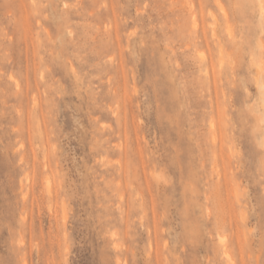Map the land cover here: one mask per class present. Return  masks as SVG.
<instances>
[{
  "label": "rangeland",
  "instance_id": "1",
  "mask_svg": "<svg viewBox=\"0 0 264 264\" xmlns=\"http://www.w3.org/2000/svg\"><path fill=\"white\" fill-rule=\"evenodd\" d=\"M217 1L0 0V264H264V0Z\"/></svg>",
  "mask_w": 264,
  "mask_h": 264
},
{
  "label": "bare ground",
  "instance_id": "2",
  "mask_svg": "<svg viewBox=\"0 0 264 264\" xmlns=\"http://www.w3.org/2000/svg\"><path fill=\"white\" fill-rule=\"evenodd\" d=\"M214 1H215V0H214ZM259 1H260V0H258V3H256L257 0H254V1H251V2L256 3V5H255V7L257 6V10H256V11L258 12V10H259V15H258V17L261 18V16H263L264 13H262L263 15L260 16V14H261L260 9L262 10V8H264V6L261 8V7H260V4H262L263 2H259ZM217 2H219V0H218ZM233 2L235 3L236 0L233 1ZM238 2H239V0H238ZM249 2H250V1L248 0V3H249ZM248 3H247V4H248ZM258 4H259V7H258ZM263 4H264V3H263ZM17 5L21 8V6H20L19 3H18ZM199 5H201V4L199 3ZM252 5H253V4H252ZM261 6H262V5H261ZM19 7H18V8H19ZM221 7H223V6H221ZM247 8L249 9V5H248ZM250 8H252V7H250ZM221 9H222V8H221ZM252 9H253V8H252ZM255 9H256V8H255ZM207 10H208V9H207ZM17 11H18V9H17ZM209 11H210V10H208V12H209ZM223 11H224V9H223ZM263 11H264V10H263ZM224 12H225V11H224ZM224 12H223V13H224ZM250 12H251V10H250ZM209 13H210V17H211V19L209 20V25H208V27H209L210 32H211L212 35L214 36L215 33H216V32H215V22H214V21L216 20V18L213 17V15L211 14V11H210ZM254 13H255V12H254ZM207 14H208V13H207ZM225 14H226V13H225ZM233 14H234V13H233ZM234 15H235V14H234ZM249 15H251V14H249ZM254 15H255V14H254ZM212 18H213V19H212ZM262 19H263V17L261 18V22H262ZM257 20L259 21L260 19H257ZM263 21H264V19H263ZM193 22H194V26H197L198 23H197L196 19H193ZM258 23L261 24L260 22H258ZM227 25H228V24H227ZM227 25H226V27L229 29V30L227 29V31H230V28H231V27L229 28V26H227ZM259 26H261V25H259ZM262 26H264V22H263ZM256 28H257V27H256ZM259 28H260V33H261V34L264 33V31H262V30H264V27H262V28L259 27ZM257 29H258V28H257ZM255 30H256V29H255ZM255 30H254V31H255ZM254 31H253V33H254ZM256 31H257V30H256ZM258 31H259V30H258ZM232 32H233V31H232ZM227 33H228L229 35H231L230 32H227ZM260 33H259V36H260ZM232 34H234V33H232ZM257 34H258V33H257ZM257 34L255 35L256 37H258ZM232 38H233V37H232ZM232 38H231V39H232ZM257 39H258V38H257ZM257 39H256V40H257ZM259 40H260V38H259ZM259 42H260V41H259ZM260 43L262 44V42H260ZM254 44H256V43H254ZM256 45H258V41H257V44H256ZM260 46H262V45H258V46H256L257 49H259ZM261 48H262V47H261ZM251 49H252V48H251ZM251 49H250V50H251ZM257 49H256V50H257ZM259 50H260V49H259ZM252 51H253V50H252ZM254 52H255V51H254ZM260 52H261V51H260ZM255 53H256V52H255ZM256 55H259L258 52L256 53ZM256 57H257V60H258V56H256ZM256 57H255V58H256ZM258 62L261 63V61H259V60H258ZM258 64H259V63H258ZM258 64H256V65H258ZM261 67H263V66H260V67L258 66L256 69L261 68ZM259 72H260V69H259ZM262 72H263V71L260 72V74L262 75L261 77H263ZM258 75H259V74H258ZM259 78H260V75H259ZM262 79H263V78H262ZM260 80H261V78H260ZM260 80H259V81H260ZM263 80H264V79H263ZM255 81H256V80H255ZM258 83L260 84L261 82H258V78H257V84H258ZM261 86H262V88H264L263 81H262V84H261L260 86H258V87H260V90H259V91H260V92H261V91L263 92L264 89H262ZM261 89H262V90H261ZM262 92H261V94H262ZM258 95H260V94L258 93ZM261 96H262V95H261ZM259 97H260V96H259ZM261 98L263 99L264 97H261ZM261 101H262V100H261ZM259 102H260V101H259ZM260 103H262V102H260ZM262 104L264 105V100H263V103H262ZM263 108H264V107L262 106V109H263ZM261 118H262V117H261ZM46 185H47V187H49V179H48V178H47V180H46ZM225 255L228 256V254H225Z\"/></svg>",
  "mask_w": 264,
  "mask_h": 264
}]
</instances>
